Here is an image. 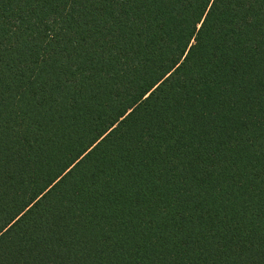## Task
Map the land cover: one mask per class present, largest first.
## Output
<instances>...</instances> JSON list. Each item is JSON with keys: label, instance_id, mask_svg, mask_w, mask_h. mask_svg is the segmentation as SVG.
I'll return each mask as SVG.
<instances>
[{"label": "trees", "instance_id": "16d2710c", "mask_svg": "<svg viewBox=\"0 0 264 264\" xmlns=\"http://www.w3.org/2000/svg\"><path fill=\"white\" fill-rule=\"evenodd\" d=\"M57 14L0 3V264H264L260 6L123 8L136 24L92 33L112 59L34 83L19 44ZM161 121L164 155L143 136Z\"/></svg>", "mask_w": 264, "mask_h": 264}, {"label": "snow or ice", "instance_id": "6c2138e0", "mask_svg": "<svg viewBox=\"0 0 264 264\" xmlns=\"http://www.w3.org/2000/svg\"><path fill=\"white\" fill-rule=\"evenodd\" d=\"M22 2L51 5L58 10L56 16L37 23L28 39L26 41L22 40L19 44V47L29 50L37 49L41 53L38 63L34 62L31 59V53H28L27 68L30 78L35 83L47 79H59L58 73L62 74V69L75 70L85 61L96 64L98 60L107 62L112 59L114 56L112 51L95 46L96 36L92 35V33L96 32L99 34L98 25H115L119 27L120 23L136 24L138 22L132 18L125 20L120 15L121 9L133 5L148 7L154 4L175 3L177 0H22ZM0 3H3V0H0ZM193 3L201 5L207 3L209 9H214L218 3L233 7L239 5L255 7L259 5L261 15L264 16V0H193ZM66 5L67 7H65ZM106 9L111 12V16L104 15ZM210 14V12H207L206 15ZM68 16L75 17V21L69 24L67 22ZM197 19L201 22L199 24L194 23L193 27L203 32V26L207 22L206 17L201 19L197 16ZM255 19L253 15L241 16L242 23L252 24ZM85 30L88 31V35L91 37L86 44L83 40ZM189 35H191V29L189 30ZM195 43H199V35H197ZM193 46L189 45L190 48ZM2 48L3 44H0V49ZM96 66L99 67L98 64ZM53 69H56V71H53ZM2 76L3 58L0 57V78ZM74 83L75 81H68V86L71 87ZM31 90L30 86L25 90L24 95H30ZM64 96V91L59 92L58 102L62 103ZM143 136L145 143L156 145L161 155H164L170 144L174 143L170 129L163 121L155 126L151 124L145 125ZM220 194L221 188L215 183L209 184L201 192V196L209 200Z\"/></svg>", "mask_w": 264, "mask_h": 264}]
</instances>
